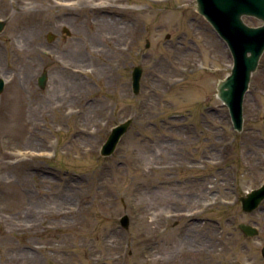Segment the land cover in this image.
Listing matches in <instances>:
<instances>
[{"label": "rangeland", "instance_id": "374dc122", "mask_svg": "<svg viewBox=\"0 0 264 264\" xmlns=\"http://www.w3.org/2000/svg\"><path fill=\"white\" fill-rule=\"evenodd\" d=\"M74 1L0 0V264H161L197 242L259 263L264 201L238 198L264 182V53L237 132L216 94L232 58L195 0Z\"/></svg>", "mask_w": 264, "mask_h": 264}, {"label": "water", "instance_id": "95a60500", "mask_svg": "<svg viewBox=\"0 0 264 264\" xmlns=\"http://www.w3.org/2000/svg\"><path fill=\"white\" fill-rule=\"evenodd\" d=\"M196 10L211 24L231 54L230 74L218 82L216 91L217 97L228 108L233 129L241 132L244 95L248 90L251 75L264 52V0H196ZM243 16L254 17L262 21V24L250 27L243 21ZM5 24V21L0 20V32ZM64 31L67 32L65 28ZM47 39L52 41L53 35L49 33ZM141 76L142 68L135 66L132 71V89L135 94L139 92ZM46 79V73H42L38 78L40 88L45 87ZM3 88L4 81L0 78V93ZM132 120L126 119L111 129L100 149L101 156L108 157L113 154L120 139L130 128ZM263 200L264 183L239 198L244 212L254 211ZM129 222L127 215L120 218V224L125 229L129 227ZM238 227L248 237L258 235L255 226L240 223ZM262 256L264 257V246Z\"/></svg>", "mask_w": 264, "mask_h": 264}, {"label": "flooded vegetation", "instance_id": "af4514ba", "mask_svg": "<svg viewBox=\"0 0 264 264\" xmlns=\"http://www.w3.org/2000/svg\"><path fill=\"white\" fill-rule=\"evenodd\" d=\"M92 0H83V2H87V3H93L91 2ZM197 141L199 142H203L200 141L199 139H197ZM205 141V140H204ZM203 150V149H202ZM204 157V156H203ZM194 163V162H193ZM221 246H217L216 248L212 247L209 248V246L205 243H196V246H190L187 249H183V251H181L180 254L177 253V255H175L174 257H172L170 260H172V262H162L161 264H224L222 261L225 259V264H237V260L232 258H225L224 256H220L221 254ZM245 250V249H243ZM194 252V253H192ZM211 252H214L216 254H219V258H216L217 261H214V257H212L210 255ZM188 253H190L189 255H187ZM258 258V257H257ZM256 256H248V261L246 262V264H254L251 263L253 260L257 259ZM261 261H259V263L264 264V258L261 256V258H259ZM259 263H255V264H259Z\"/></svg>", "mask_w": 264, "mask_h": 264}, {"label": "bare ground", "instance_id": "6f19581e", "mask_svg": "<svg viewBox=\"0 0 264 264\" xmlns=\"http://www.w3.org/2000/svg\"><path fill=\"white\" fill-rule=\"evenodd\" d=\"M98 1H100V0H92L91 2L95 3V2H98ZM118 2L124 3L125 0H118ZM6 154H7V156L9 155L8 153H6Z\"/></svg>", "mask_w": 264, "mask_h": 264}]
</instances>
